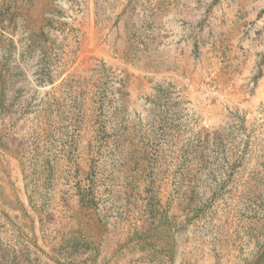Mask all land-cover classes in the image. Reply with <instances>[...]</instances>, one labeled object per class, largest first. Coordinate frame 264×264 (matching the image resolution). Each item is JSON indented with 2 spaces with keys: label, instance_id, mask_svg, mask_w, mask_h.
I'll list each match as a JSON object with an SVG mask.
<instances>
[{
  "label": "rangeland",
  "instance_id": "1",
  "mask_svg": "<svg viewBox=\"0 0 264 264\" xmlns=\"http://www.w3.org/2000/svg\"><path fill=\"white\" fill-rule=\"evenodd\" d=\"M0 264H264V0H0Z\"/></svg>",
  "mask_w": 264,
  "mask_h": 264
}]
</instances>
